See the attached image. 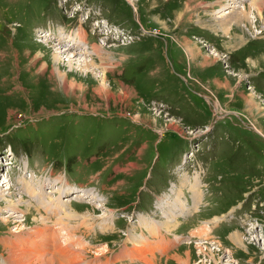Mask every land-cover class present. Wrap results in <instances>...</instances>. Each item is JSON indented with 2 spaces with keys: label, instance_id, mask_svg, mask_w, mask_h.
<instances>
[{
  "label": "rangeland",
  "instance_id": "374dc122",
  "mask_svg": "<svg viewBox=\"0 0 264 264\" xmlns=\"http://www.w3.org/2000/svg\"><path fill=\"white\" fill-rule=\"evenodd\" d=\"M209 1L0 0V150L17 145L8 177L19 163L27 164L35 178L52 173L50 180H60L64 188L75 190L76 182L91 192L68 203L58 200L64 210L46 216L45 209L30 207L21 184L4 183L1 171L0 191L6 197L0 200V262L8 253L5 244L29 239L33 250L28 254L42 252L52 264H84L95 255L103 264L130 213L137 206L147 211L155 193L177 184L173 169L184 154L180 166L188 170L186 176L199 172L205 199L193 214L187 212L175 225L161 221V227L171 233L191 229L198 237L162 253L159 264H185L177 259L186 253L188 264H264V0L219 1L231 12L224 23L237 13L234 6L243 5L251 15L256 3H263L260 17L236 22L244 37L239 48L217 44L212 31L215 41L207 38L203 49L216 47L214 58L222 67L230 56V66L214 71L229 77L227 92L203 77H190L175 57L184 52L183 35L196 39L201 34L198 18L213 20ZM46 29L55 39L59 30L62 36L71 34L56 46L44 37ZM79 30L86 32L84 55L71 59L72 47L58 62L51 61L57 48L78 44ZM113 31L126 35L123 41ZM95 44L100 55L90 56L87 50ZM87 57L92 58L89 67L77 66ZM249 84L252 91L246 89ZM6 160L0 158L2 167ZM193 184H199L197 172L190 189ZM24 189L33 195L54 191L45 183L37 189L25 182ZM9 201L18 205L12 208ZM191 208L188 203L187 211ZM71 210L81 217L64 218ZM9 211L14 213L6 217ZM114 212L121 217L114 229L100 225ZM230 233L241 240L240 248L232 246ZM55 254L61 259L52 258Z\"/></svg>",
  "mask_w": 264,
  "mask_h": 264
},
{
  "label": "crops",
  "instance_id": "0c3cea01",
  "mask_svg": "<svg viewBox=\"0 0 264 264\" xmlns=\"http://www.w3.org/2000/svg\"><path fill=\"white\" fill-rule=\"evenodd\" d=\"M219 1L220 0H212V1H209L208 3H206L209 7H211L210 12H212V14H213V20L211 21L209 19L210 20L209 22L204 23V19H202V17L198 18L197 24L199 26V30L201 29L200 30L201 34L197 35L196 39L194 37L192 38V37L183 35L180 38L179 45L183 48L184 52L178 50V55H176L175 57L178 61V64L181 66L182 71L186 72L190 77H193L197 81H198V79H201V77H203L206 80V82L210 83V86L214 87L217 91L225 90V92H227L228 91L227 88H229L231 85V82L229 81V77H219L214 72L216 67L218 65L222 64V63L221 64L219 63L220 59L217 58L218 59V61H217L214 58L216 56H219L217 48L216 47L215 48L209 47L207 49V51H205L203 48L206 46V44L209 43L207 38L215 41V39L212 37V32H214L215 34L217 33V36H218L217 44L219 42H223V44H225V43L229 44L230 46H232L234 48H239L238 46L240 44H243L244 37H243V33L240 31V29L237 28V26H238L237 24L228 26L226 24L223 25L221 23L216 22L217 18L215 16H217L216 15L217 13H216L215 9H216V6L219 4ZM199 4L201 5L203 3L199 2ZM199 8H200L199 11L200 10H203V11L207 10L203 6H200ZM205 12H207V11H205ZM181 14L182 13H180L179 15H181ZM225 36H226V39H225ZM172 46H174L173 43H172ZM212 46H213V42H212ZM209 51H213V54H211ZM227 56L228 55H225V57H227ZM225 57L222 56L221 59H225ZM245 58H244V60H245ZM229 59H230V56L227 57V59L225 60L224 63L229 64V62L231 61ZM228 64L224 65L223 67L230 66ZM221 67H222V65H221ZM223 67H222V69H223ZM246 85H247V83H246ZM246 89H248V88H246ZM248 90L252 91V89H248ZM249 102H251V100ZM160 103H162V101H160ZM166 106L170 110V106L165 104V107ZM230 234L232 236L231 238H234V234L233 233H230ZM227 235H228V233H227ZM219 236L223 237L222 235H219ZM229 240L232 243V246L234 248H240V242H238V243L234 242L233 243L231 241V239H229ZM165 247L162 249V251L159 252V254L165 253L166 251L168 252V250L171 249V247H167L166 249H165ZM153 250H156V248H153ZM125 251L122 250L120 253H124ZM174 251H177V249L173 250V252ZM127 255H128V257H131V259L134 257L136 258V257L141 256L132 247L127 252ZM158 259H160V257H157L156 260L153 262V264H159ZM177 260L184 261L186 263L184 257H180V259H177Z\"/></svg>",
  "mask_w": 264,
  "mask_h": 264
},
{
  "label": "bare ground",
  "instance_id": "6f19581e",
  "mask_svg": "<svg viewBox=\"0 0 264 264\" xmlns=\"http://www.w3.org/2000/svg\"><path fill=\"white\" fill-rule=\"evenodd\" d=\"M256 1V0H255ZM259 1V0H258ZM261 3H262V1H261ZM258 4V3H256V5H255V8L254 9H252V11L250 12V14L251 15H246V12H245V10H246V8H245V10H244V6L242 5V6H234V8H238L239 7V9L238 10H236V9H234L235 11H237V13L236 14H233V15H231L232 16V18H231V20L230 21H227V22H225L224 23V18L226 17V14L228 13V14H230L231 12L230 11H226L225 9H224V7H223V5H221L220 3V6H218L217 5V8H216V12L217 13H220V17L218 18V16H216V18H218V19H220L219 20V22L221 23V24H223V25H234V24H236V22H238L239 20H241L242 18L243 19H251V18H255L254 17V14H256L257 16H259L260 17V14H261V7H262V4ZM253 8V7H252ZM253 15V16H252ZM224 17V18H223ZM223 18V19H222ZM252 22V21H251ZM239 23V22H238ZM245 26V25H244ZM226 31V30H225ZM256 34H257V32H256ZM78 37H79V42H78V44H76V43H73L72 45L70 44V45H65L66 47H63V48H57V49H59L60 51H55V53H50V56H51V61H53V62H58V60H60L61 58H60V54H62V55H67V53H69V52H72V50H70L69 48H74L75 49V51H73V53H72V55L73 56H70L71 57V59H75L74 57L76 56V55H78V54H82V55H84V53L86 52L85 50V52L84 51H82L81 49V41L82 40H85V38H86V32L85 31H83V30H79L78 31ZM44 37L45 38H47V40H49V38H51V39H53V41L56 43V46L57 45H59V44H61L62 43V40L63 39H65L66 37H56L57 39H55L53 36L51 37V36H49L48 37V35L47 34H45L44 35ZM62 39V40H61ZM126 39H128V37H126ZM69 42H72V40L70 39V40H68ZM52 43V42H51ZM64 45V44H63ZM61 47V46H60ZM101 46L100 45H98V44H95L94 46H90V48H89V50H87L89 53H90V56L91 55H97V56H99L100 55V51H101V48H100ZM76 51H78V52H76ZM213 53V52H212ZM81 56V55H80ZM82 58V57H81ZM88 58V57H87ZM70 59V58H69ZM92 62V58H88V59H86L85 61H83V60H81V59H79L78 60V62H77V66H82V67H89L90 65V63ZM44 63V62H43ZM69 64H71V62H69ZM104 74V73H103ZM103 74H99L98 73V76L100 77V78H102V77H104L103 76ZM249 88H251V86H248V89ZM192 185V184H191ZM193 185H195V184H193ZM1 186H2V184H1ZM6 189V188H5ZM3 190V189H2ZM27 190V189H26ZM25 190V191H26ZM1 193H0V200L1 199H4L6 196H5V193L4 192H2V191H0ZM28 192V191H27ZM30 193V192H29ZM37 194V193H36ZM31 195H33V193H31ZM10 199V198H9ZM5 201V200H4ZM65 202V200H62V202ZM10 202V201H9ZM69 202V201H68ZM57 204H58V202H56ZM15 203H13V202H10V204L9 205H11L12 206V208H14V206H16V204L14 205ZM18 205V204H17ZM44 206H45V209H47V207H46V205L44 204ZM59 208H60V212H62L64 209V205H62V203L61 204H59ZM49 209V208H48ZM13 213L14 212H8V214L9 215H7L6 217H9V216H11V215H13ZM63 215V217L64 218H66V219H72V218H74V217H77V216H80L78 213H77V211L76 210H71V211H69V212H65V213H63L62 214ZM65 215V216H64ZM81 217V216H80ZM64 218H63V220H64ZM173 225V224H172ZM167 227V226H166ZM164 228V227H163ZM169 229H172L171 227H170V225H169V227H168ZM167 231V230H166ZM171 231V230H170ZM167 232H169V231H167ZM172 232V231H171ZM239 232V231H238ZM44 233V232H43ZM231 239H233L234 241H235V243H238V242H240L241 240L240 239H238V238H231ZM233 241V242H234ZM259 243V242H258ZM261 243V242H260ZM57 244V243H56ZM60 244L61 243H59V245L58 246H60ZM5 246H7V255H6V257H5V262H9L10 264H47V263H51V261L52 262H54L55 263V261H53V260H51L50 258H46L45 256H43V255H41L42 254V252H39L40 253V255H31V254H28L29 252H27V251H23V250H19V249H17V248H15V246L14 245H12V246H10V245H7V244H5ZM56 253H58V252H56ZM168 253V252H167ZM170 253H173V251L172 252H170ZM170 253H169V255L167 256V258L169 259V256H170ZM200 253V252H199ZM66 254H68V253H66ZM55 257H57V259L59 260V259H61V257H60V255L58 254V256L55 254V256H53L52 258H55ZM184 258H185V261H186V263L185 264H188V260L190 259L189 258V255L186 253L185 255H184ZM47 262V263H46ZM52 264V263H51Z\"/></svg>",
  "mask_w": 264,
  "mask_h": 264
},
{
  "label": "built area",
  "instance_id": "2783aa9c",
  "mask_svg": "<svg viewBox=\"0 0 264 264\" xmlns=\"http://www.w3.org/2000/svg\"><path fill=\"white\" fill-rule=\"evenodd\" d=\"M233 1H236V0H233ZM239 2V1H238ZM118 33L117 32H115V34H114V38L116 39V40H118V39H120V38H122L121 40L123 41V38L126 36V35H124L123 37H120L119 35H117ZM250 85V84H249Z\"/></svg>",
  "mask_w": 264,
  "mask_h": 264
},
{
  "label": "flooded vegetation",
  "instance_id": "af4514ba",
  "mask_svg": "<svg viewBox=\"0 0 264 264\" xmlns=\"http://www.w3.org/2000/svg\"><path fill=\"white\" fill-rule=\"evenodd\" d=\"M249 86H251L252 87V85L250 84Z\"/></svg>",
  "mask_w": 264,
  "mask_h": 264
}]
</instances>
